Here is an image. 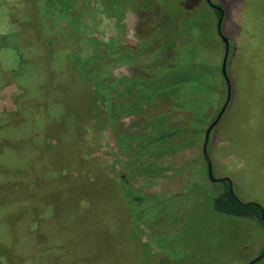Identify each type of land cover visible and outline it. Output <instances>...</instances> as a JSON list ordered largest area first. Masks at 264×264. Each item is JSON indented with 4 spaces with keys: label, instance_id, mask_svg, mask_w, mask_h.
Instances as JSON below:
<instances>
[{
    "label": "rangeland",
    "instance_id": "rangeland-1",
    "mask_svg": "<svg viewBox=\"0 0 264 264\" xmlns=\"http://www.w3.org/2000/svg\"><path fill=\"white\" fill-rule=\"evenodd\" d=\"M156 1L0 0L1 65L11 72L23 66L28 74L27 81L0 90V148L4 157L12 159L13 153L23 160L20 165L32 170L31 178L39 175L32 199L40 201V193L48 194L50 208L43 219L37 215L36 224L21 227L24 233L47 235L37 239L45 250L41 264H248L263 250L264 228L256 220L217 213L209 196H197L201 191L213 195L222 185L208 178L204 137L173 151L171 147L189 134L136 141L129 153L118 146V129L138 137L156 136L148 126L150 115L167 110L169 103L153 100L112 122L92 94L101 80L148 75L168 52L115 55L104 58L90 76L78 73L79 61L91 54L93 39L104 57L102 44H138L154 36L167 20L166 6ZM178 1L169 0L171 11H178ZM248 6L240 1L228 16L233 29L227 26L226 31L234 41L227 71L231 99L210 133L207 152L214 176L228 177L237 198L260 204L264 213V0H250ZM254 39L257 45L238 49ZM218 52L220 42L213 51L207 49L205 57L216 63ZM25 59L31 68L23 65ZM50 74L59 89L52 106L62 109L53 117L49 104L34 106L47 93L54 96L52 86H39ZM216 79L221 88L220 76ZM65 96L67 102L61 103ZM216 114L211 107L207 110V124ZM33 117L42 124L38 141L18 143L21 151L15 154L5 131L16 123L17 136L24 137ZM29 155L34 162L29 163ZM123 177L139 192L155 197L144 199L142 213L120 195ZM57 228L63 229L60 237ZM0 238L8 240L4 232ZM254 264H264V255Z\"/></svg>",
    "mask_w": 264,
    "mask_h": 264
},
{
    "label": "trees",
    "instance_id": "trees-1",
    "mask_svg": "<svg viewBox=\"0 0 264 264\" xmlns=\"http://www.w3.org/2000/svg\"><path fill=\"white\" fill-rule=\"evenodd\" d=\"M240 1L246 8L249 7L250 0L248 2L247 0H232L231 2L220 0L216 3L212 1L224 11L221 31L229 41L227 71L234 47L232 36L226 31L227 26L233 29L228 16ZM158 2L166 6L167 20L149 40L138 44L125 43L118 46L102 44L105 51L103 57L96 48L98 45L100 46L99 41L93 39V49L90 56L79 61L78 73L83 76H90L99 69L102 60L107 57L115 55L147 56L161 49L168 52L164 59H161L149 70L148 75L108 78L97 82L94 86L92 94L96 100L101 102L106 119L112 122L119 121L144 103H150L157 99L169 103L167 110L150 115L151 122L148 126L157 132L156 136L138 137V135L130 134L124 129L116 131L118 146L126 153L132 151V144L136 141L145 140V143H151L152 141H161L164 138L185 135L186 133L189 134V138H184L174 144L170 151L187 147L191 142L197 140V136L204 137L205 129L209 124H207V117L205 116L207 110L211 107L218 112L226 96V84L220 70L224 44L217 33V20L220 12L210 7L205 0H179L177 12L170 10L169 0ZM205 41H208V43ZM219 42L221 44V54L218 52V57L215 55L216 63H210L211 61L205 57L206 50L213 51L215 44ZM257 42V39L251 40L249 44L239 46L238 49L247 51L248 46L257 45ZM241 53L235 57L237 60L242 56ZM15 59L17 60L16 55ZM29 64L30 62L25 59L23 65L31 68ZM215 64L216 67H213ZM31 66L35 67L32 63ZM22 67L12 69L14 75L9 70L11 67H8L7 70L0 62V90L9 83L27 81V70ZM50 71L54 72L52 68ZM218 76L222 81L221 88L217 84L216 78ZM28 82L30 85L31 82ZM42 85L52 86L54 96L50 95L52 98L47 97L49 95L47 93L43 96V100L38 104H34V106L38 108L49 104L51 107L48 112L52 117L54 114L59 115L62 110L61 106H52V104H57L56 98L59 96L57 95V92H59L58 82L54 74L42 78L39 81V86L42 87ZM36 89L38 92V86ZM33 92L35 91L33 90ZM32 95H37V93H32ZM71 96L74 97V95ZM132 98H135V102H131L130 99ZM217 99H219V103L214 107V102ZM66 102L65 96L61 103ZM173 112L175 115H173ZM177 120H180L178 121L180 125H176L175 121ZM32 123L33 127L29 134L22 138L21 135L18 137L16 134L19 128L16 123L10 127L8 132L3 130L8 133V138H10L8 144L13 148L12 152L15 154H18L16 150L21 151L17 149L18 143L27 144L31 140L38 141L39 134L37 130L42 128V124L40 119L37 118H34ZM170 126L174 128L170 129ZM11 154L12 159L4 157V151L0 148V232H4L8 239L5 243L0 238V264H39L40 258L44 257L45 250L40 247L37 239L42 235L47 238V235L36 230L24 233L21 231V227L27 223L37 222V215H40L43 219L42 216L46 214L45 211L50 208H48V202L46 203L48 194L42 195L40 193L37 196L40 201L31 198L33 196L32 190L38 183L39 175L34 174L31 178L32 170L21 167L20 164L23 160L18 161V158L13 153ZM28 157L29 163L35 161L30 155ZM204 160L206 163V159ZM6 163L11 164V166L6 167L4 165ZM32 179H35V183L32 182ZM220 183L222 184L220 189L213 195L204 191L196 195L198 197H201V194H204L205 197L209 196L211 206L217 213L229 217L256 220L259 226L264 228L261 205L256 202L237 200L235 193L230 192L228 182L222 181ZM38 186H40L39 183ZM119 189L120 195L126 202L139 206L141 211L139 213L143 211L141 206L144 199L155 198L154 196H146L136 190L125 177L120 179ZM193 189L197 190L198 188ZM62 230V228H57L58 237L61 236ZM34 246H37L36 249ZM42 263H45V261H42Z\"/></svg>",
    "mask_w": 264,
    "mask_h": 264
},
{
    "label": "water",
    "instance_id": "water-1",
    "mask_svg": "<svg viewBox=\"0 0 264 264\" xmlns=\"http://www.w3.org/2000/svg\"><path fill=\"white\" fill-rule=\"evenodd\" d=\"M205 1L210 7L215 8L220 12V16L217 20V33L220 36V38L224 44V50H223V55H222V59H221L220 70H221L222 77H223L225 84H226V96H225V100H224L221 108L217 112L216 116L213 118V120L208 124V126L205 129L203 143H202V153L204 155V158L206 159V171H207V175H208L209 180L211 182H214V183L227 181L229 186H230V192L233 193L232 182L228 177H215L214 176L213 170H212V164H211V161L209 159L208 152H207V145H208L210 133H211L212 129L214 128V126L219 122L221 116L225 112V110H226V108L230 102L231 84H230V80H229L228 74H227V59H228V54H229V41L222 34V31H221V21H222L223 15H224V11L221 7L214 4L211 0H205ZM236 199L238 200V198H236ZM262 216L264 217L263 210H262ZM263 255H264V246H263L262 253L260 255H258L257 257H255L254 259H252L248 264H254L258 260H260L263 257Z\"/></svg>",
    "mask_w": 264,
    "mask_h": 264
}]
</instances>
